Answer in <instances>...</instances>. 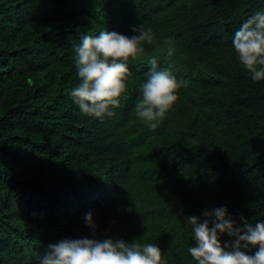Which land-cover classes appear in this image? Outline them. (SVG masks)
<instances>
[{
	"label": "trees",
	"instance_id": "16d2710c",
	"mask_svg": "<svg viewBox=\"0 0 264 264\" xmlns=\"http://www.w3.org/2000/svg\"><path fill=\"white\" fill-rule=\"evenodd\" d=\"M256 12L264 0H0V264H39L48 245L82 238L195 264L189 217L264 220V81L232 46ZM141 26L153 43L128 62L119 108L84 115L69 95L74 45ZM153 58L183 81L156 129L134 113Z\"/></svg>",
	"mask_w": 264,
	"mask_h": 264
},
{
	"label": "clouds",
	"instance_id": "9594fccd",
	"mask_svg": "<svg viewBox=\"0 0 264 264\" xmlns=\"http://www.w3.org/2000/svg\"><path fill=\"white\" fill-rule=\"evenodd\" d=\"M131 37L115 31L103 30L99 35L84 34L74 45L78 83L70 90L72 101L84 115L103 119L118 109L127 90L131 75L128 62L144 53V44L153 43V33L141 26ZM233 49L244 70L256 81H264V12L250 16L235 32ZM168 55L173 49L169 48ZM147 79L139 86L135 116L151 129L166 118L179 100L183 87L169 70H158L151 59ZM205 219L189 217L194 246L187 251L195 264H264V220L255 222L240 216L238 224L218 208L205 212ZM89 228L95 230L91 212L84 217ZM232 237L222 244L220 235ZM39 264H165L160 248L152 243H127L122 239H65L50 244Z\"/></svg>",
	"mask_w": 264,
	"mask_h": 264
}]
</instances>
